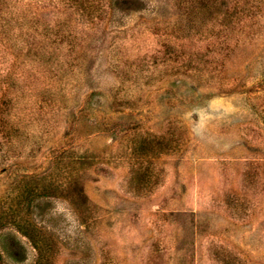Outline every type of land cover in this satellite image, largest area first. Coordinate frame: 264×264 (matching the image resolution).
<instances>
[{
	"label": "rangeland",
	"instance_id": "374dc122",
	"mask_svg": "<svg viewBox=\"0 0 264 264\" xmlns=\"http://www.w3.org/2000/svg\"><path fill=\"white\" fill-rule=\"evenodd\" d=\"M0 264H264V0H0Z\"/></svg>",
	"mask_w": 264,
	"mask_h": 264
}]
</instances>
